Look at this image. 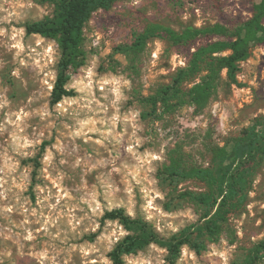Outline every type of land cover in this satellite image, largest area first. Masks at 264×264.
<instances>
[{"label":"rangeland","instance_id":"1","mask_svg":"<svg viewBox=\"0 0 264 264\" xmlns=\"http://www.w3.org/2000/svg\"><path fill=\"white\" fill-rule=\"evenodd\" d=\"M261 1L118 0L110 9L96 11L85 26L84 64L72 72L67 84L76 95L56 104L52 91L61 56L58 42L26 30L28 21L52 16L55 5L32 0L31 8H18L20 14L11 19H4L7 14L0 11V179L7 174L8 180L0 193L9 189L6 199L0 195V264H41V257L33 254L39 252L47 253L43 264H106L105 258L112 264L111 250L130 233L119 220L104 218L113 209L123 208L146 220L165 239L201 220L202 207L186 192L206 190L205 184L193 178L175 181L164 171L173 162L186 169L210 166L216 148L231 143L264 115V42L254 45L240 62L236 83L230 84L224 69L205 104L188 101L169 111L162 102L155 106L147 99L172 82L197 47L228 37L203 34L176 44L158 32L143 49L133 46L151 25L181 31L223 24L234 31L254 15ZM18 42L21 48L13 46ZM47 48L53 50L51 58L43 55ZM21 110L28 115L20 120L19 128L24 129L20 135L33 141L27 148L11 138L19 128L9 119L16 121ZM128 115L135 117V129L124 118ZM113 117H119L115 125ZM85 120L96 123L85 125ZM134 131L141 140L139 153L157 157L150 164H141L128 152L135 143ZM49 151L52 159L45 163ZM8 157L16 164L11 171L5 165ZM137 167L140 173L133 177ZM126 174L132 194L127 191ZM13 177L25 187H15ZM153 187L163 198L156 197L154 207H149ZM61 190L69 195L57 203ZM8 206L14 210L9 212ZM49 217L55 223L43 227ZM29 232L31 240L25 239ZM261 240L264 160L241 209L231 215L218 237L207 240L200 253L183 245L177 264H242ZM88 248L95 251L85 254L82 249ZM167 255L165 246L151 243L124 260L125 264H169ZM258 264H264V258Z\"/></svg>","mask_w":264,"mask_h":264},{"label":"trees","instance_id":"2","mask_svg":"<svg viewBox=\"0 0 264 264\" xmlns=\"http://www.w3.org/2000/svg\"><path fill=\"white\" fill-rule=\"evenodd\" d=\"M43 1L55 5L54 14L28 21L26 30L28 34H40L58 42L61 56L52 91V103L56 104L64 97L76 95L75 90L69 89L67 84L72 72L78 70L85 61L83 44L86 23L96 11L108 10L118 0ZM158 32H164L176 44L189 43L203 34L228 37L197 47L188 64L176 72L172 82L147 99L155 106L162 102L167 111L188 101L202 105L214 93L222 71L227 70L230 84L236 83L240 62L248 57L254 45L264 42V0L256 5L254 15L234 31L223 24L185 28L181 31L169 26L151 25L138 36L134 49H143L147 39ZM187 83L194 84L187 88ZM263 160L264 115L257 117L231 143L216 148L210 166L186 169L176 162L166 166L164 173L172 180L193 178L205 184L206 190L186 192L202 207L201 220L165 239L161 238L149 222L132 217L123 208L107 211L105 219H117L130 231L111 250L109 255L112 264H125L126 255L137 253L151 243L167 248L169 264H177L185 244L198 253L205 250L207 240L217 238L231 215L241 209L252 188L255 172ZM263 258L264 240H261L246 255L242 264H258Z\"/></svg>","mask_w":264,"mask_h":264},{"label":"clouds","instance_id":"3","mask_svg":"<svg viewBox=\"0 0 264 264\" xmlns=\"http://www.w3.org/2000/svg\"><path fill=\"white\" fill-rule=\"evenodd\" d=\"M32 6H33L32 0H27V3H13V2H11V0H3V2L0 3V11H3L4 13L7 14L6 16H4V19H11V17H13V15H19V14H20V13L17 11L18 8H25V7H27V8H31ZM35 6H36V7H40L39 5H35ZM40 11H41V12H44V9L41 8ZM14 38H15V37H14ZM13 46H14V47H17V48H21V47H22V45H21L19 42H18L17 44L13 45ZM52 52H53V50H52L51 48H47V49L45 50V52H44L43 55L46 56V57L51 58V57H52ZM37 63H39V61H37ZM91 75H92V73L90 72V73H89V76H91ZM107 82H108V81H105V83H107ZM117 83H119V82L117 81ZM124 83L127 84L128 81H124ZM90 84H91V80H89V85H90ZM86 86H88V85H86ZM114 91L116 92L117 97H119V96L121 95V91H120V88H119V87L115 88ZM16 115H17V120H16V121H12L11 119H9V123H11V124H16L17 127L19 128L20 120H21L24 116H26V115H28V114L25 113V112H23V110H21V112L16 113ZM137 115H138V114H137ZM124 118L127 119V120H129V121L131 122L132 127H133L134 129L138 126L137 123H136V121H135V117H134V116H132V115H128V116H126V117H124ZM118 119H119V117H113V118H112V123H113V125H115V124L117 123V120H118ZM82 123L85 124V125H87V124H89V123L94 124V123H96V121H94V120H85V121H83ZM94 130H95V129H90V131H94ZM113 130H114V129H113ZM23 131H24L23 128H19V132H15V131L12 132V133H11V138H12V140H13L16 144L20 145L21 147H25V148H27V147H30V146L33 144V141H32L31 139H29L27 136H22V135H20V133H22ZM75 134L78 135V134H80V133L77 132V133H75ZM131 139H133V140L135 141V143L132 144V145H130V146L128 147V152L131 153L132 156H133L136 160L140 161L141 164H150L152 159H157V157L152 156L151 154H148V153L140 154V153H139V146L141 145V140H140V138L137 137L135 131L131 134ZM98 142H102V141H98ZM51 159H52V153L49 151V152L47 153V155L45 156V158H44L45 163H50V162H51ZM9 161H11V157H8V158L6 159V161H5V165H6V168H7L9 171H11V170H13V169L16 167V164H15V162L9 163ZM45 171H47V169H45ZM115 171L119 172L120 169L117 168V169H115ZM149 171H151V169H149ZM139 173H140V168L137 167V168L131 173V175H132L133 177H136V176L139 175ZM145 179H148L149 184L155 185V181H154L153 179H150L147 175H145ZM125 181L128 182V181H127V174H126V176H125ZM7 183H8V180H7V174H6L5 178L0 179V188H3V185H4V184H7ZM54 183H56V181H54ZM128 183H129V187H128L127 191L129 192V194H132V192H133V188H132L130 182H128ZM12 184H13L15 187H19V188H21V189H23V188L25 187V184H23V183H17V181H16V179H15L14 177L12 178ZM57 186L59 187V185H57ZM43 190H44V189H41V191H43ZM8 191H9L8 188H4L3 192L0 193V195H2V196L6 199V198H7V192H8ZM152 191L155 193V195H154V196L152 197V199L149 201V205H148L149 207H154V200L156 199V197L163 198V194H162L161 192L157 191L155 187L152 188ZM61 193H62V194H61L60 196H58L57 203H59V199H60V198H62L63 196H68V195H69L68 192L63 191V190H61ZM48 198H49V197H47V196L44 197V199H48ZM94 199H95V197H94ZM21 207H23V206H21ZM52 207H55V205H52ZM96 207H97V208L100 207V203H99V201H96ZM7 210H8L9 212L13 211V210H14V206H8V207H7ZM93 210H95V209H93ZM23 211H24V212H27V209L25 208V209H23ZM32 214H33V215L36 214V210H35V209L32 210ZM69 214H71V209H70ZM25 222H28V221H27V218H25ZM49 223H53V224H54V223H55V220H54L52 217H49L48 220H47V221L45 222V224L43 225V227H47V225H48ZM77 223H78V221H77ZM75 226H76V225L74 224L73 227H75ZM97 227H98V225H97ZM32 238H33V233H31V232H29L28 235L25 237V239H28V240H31ZM82 251H84L85 254H87L89 251H95V249H94V248H88V249H82ZM33 254H34V255H39V256L41 257V264H43L44 259L48 258L46 252H39V253H33ZM105 261H106V264H107V258H105ZM93 264H94V262H93Z\"/></svg>","mask_w":264,"mask_h":264}]
</instances>
